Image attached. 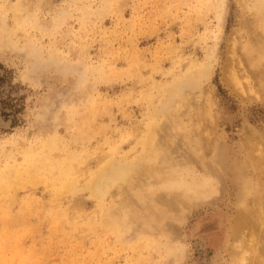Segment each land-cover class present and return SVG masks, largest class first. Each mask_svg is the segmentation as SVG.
<instances>
[{"label":"rangeland","instance_id":"374dc122","mask_svg":"<svg viewBox=\"0 0 264 264\" xmlns=\"http://www.w3.org/2000/svg\"><path fill=\"white\" fill-rule=\"evenodd\" d=\"M263 16L264 0H0V205L21 220L25 263L234 262V168L253 146L264 167V62L240 91L227 65ZM112 149L127 193L60 189Z\"/></svg>","mask_w":264,"mask_h":264},{"label":"bare ground","instance_id":"6f19581e","mask_svg":"<svg viewBox=\"0 0 264 264\" xmlns=\"http://www.w3.org/2000/svg\"><path fill=\"white\" fill-rule=\"evenodd\" d=\"M258 24L259 25L256 26L257 32L254 36V39H252L249 45L245 46L244 49H242V51L240 52L241 54L239 53L240 55L238 54L240 50L239 47L234 46L232 51H229V53L231 52L232 55L231 63L229 62V60L227 65V67L229 66L227 71V77L230 76V80L234 83V86L237 85V90L239 89L238 85L241 88V81L243 79L245 81L246 79L251 78L249 77V72L252 70V66L257 63V60H261L262 62H264V16L260 17V23L258 22ZM241 56H243L244 59H242ZM227 80L229 79L227 78ZM242 85H244V82L242 83ZM157 122V118L153 116V121L151 124L153 125V128L146 135L141 137L142 143L146 145L145 148L150 149L149 153L147 154V157L145 156V158L148 159L157 158V152L155 150L156 139L158 137L156 133ZM213 123L215 124L214 121ZM200 137L202 141H205L206 133L204 132V130H202V128L200 130ZM253 147L249 152H253V156L247 158L248 160H245V164L239 166L238 168H234L237 176L240 177L242 182L239 194L240 203L237 207L236 214H234V216L231 218L232 220H230V229L228 234V243L230 245L228 252H230L231 257L235 256V260H233L234 262L232 264H264V181H262V176L264 175V167L260 162L261 159L255 157V150ZM115 153V149H112V153H109L110 156L106 157L104 162H102V164L95 171L90 172V174L85 176L82 180L71 179L70 177H68V171H66L64 174H62L63 179L61 182L60 189H63V191L69 189L70 191L76 188V183L80 181L88 186L93 196L98 201H100V198L104 201L111 187H114L119 181L124 185L123 192L127 193L129 189V180L132 177V171L126 170V172H122L121 174L117 172L118 175L116 174V172H114L112 176L111 172L116 168L117 165V162L114 158ZM135 154H137V152H135ZM138 158H136L135 160H137ZM60 165L66 167L65 163H62ZM70 168L74 170V167ZM251 169H261V174L259 175L257 180L255 176L249 175L250 172L252 173L254 171H251ZM205 189L211 190V185L209 182H206ZM203 191L204 190H202V192ZM8 192L11 193L10 189L8 190ZM216 196L218 195H215V197ZM209 197L211 198L212 195L208 196V198ZM215 197L213 196V198ZM207 200L208 199H206V201ZM89 219L91 220V218ZM0 220H2L4 228L0 232V264H31V262L25 263V261H30L31 257H26L27 253L24 252L23 248L19 245L18 241V234L21 235V231L17 230V225L18 222H20L21 220L13 219L11 217L10 210H6L5 207H3L2 205H0ZM15 259H20V261H15Z\"/></svg>","mask_w":264,"mask_h":264}]
</instances>
